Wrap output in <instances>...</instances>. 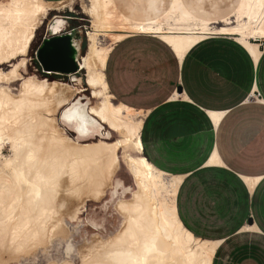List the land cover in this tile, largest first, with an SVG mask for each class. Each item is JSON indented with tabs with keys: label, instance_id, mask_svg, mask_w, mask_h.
I'll use <instances>...</instances> for the list:
<instances>
[{
	"label": "bare ground",
	"instance_id": "obj_1",
	"mask_svg": "<svg viewBox=\"0 0 264 264\" xmlns=\"http://www.w3.org/2000/svg\"><path fill=\"white\" fill-rule=\"evenodd\" d=\"M74 1L0 0V264L65 237L63 218L73 220L87 200L106 196L120 168V151L134 188L117 180L107 200L122 222L105 236L93 233L91 244L81 246L78 264H211L218 242L182 226L175 205L182 176L165 173L143 155L144 111L114 101L106 61L115 43L136 34L164 41L179 60L211 35L234 37L256 58L264 40V0H82L91 23L85 51L77 56L85 86L23 76L36 30L51 11ZM65 19L53 14L47 34L60 33ZM82 88L89 98L71 100ZM84 222L99 231L98 223ZM71 250L66 243V252ZM46 264L77 263L65 258Z\"/></svg>",
	"mask_w": 264,
	"mask_h": 264
},
{
	"label": "crops",
	"instance_id": "obj_2",
	"mask_svg": "<svg viewBox=\"0 0 264 264\" xmlns=\"http://www.w3.org/2000/svg\"><path fill=\"white\" fill-rule=\"evenodd\" d=\"M258 51L211 35L179 60L164 41L136 34L106 61L114 101L144 111L143 155L182 176V226L218 242L211 264H264V40Z\"/></svg>",
	"mask_w": 264,
	"mask_h": 264
},
{
	"label": "rangeland",
	"instance_id": "obj_3",
	"mask_svg": "<svg viewBox=\"0 0 264 264\" xmlns=\"http://www.w3.org/2000/svg\"><path fill=\"white\" fill-rule=\"evenodd\" d=\"M81 1L82 0H75L73 3L70 4V6L72 5L71 7L65 8L61 11H51L47 18L43 20V23L36 30L33 41L30 44L27 54V63L25 65L26 68L23 67L22 69H20V73L23 76L36 75L39 78L44 77L48 80L57 79L60 80L62 83L68 85H77L78 83L77 86H85L83 71H80L76 74L80 78V81L78 82H72V78L68 75H48L42 71L36 56V52L39 45L41 44L43 38L47 35L46 27L50 20V17L53 14L68 18L67 29L78 28L80 29V31H82L80 55L84 53L87 43L85 33L87 30L90 29L91 23L90 19H88V15L85 13V11L83 12V5H85L86 3H82ZM83 1L85 2L86 0ZM9 68V65L3 66V69L5 71L9 70ZM19 83L20 80L11 83L10 89L12 90V92H16L17 88L19 87ZM89 95L90 91H88V89L84 90V88H82L79 92L73 95L71 100L75 96L89 98ZM90 101L92 102V104L95 102L94 100ZM62 107H60L56 112L57 119ZM66 132L71 137L74 136L73 133L70 132L67 128ZM112 137L117 138L118 134H112ZM3 154H9V149L5 148L3 150ZM119 156L121 161L120 168L115 174L112 186L107 190L106 196L98 202L87 200L84 204V207H82L77 217L73 220L68 217L63 218V221L67 226V234L65 237H56L55 239L51 240L49 246L40 248L29 256H20L19 259L17 261H14L12 264H46L49 260L60 261L65 258L71 259L74 263L78 264L80 262V250L82 244H91L93 238L92 235L93 233L97 232L95 230L92 231L84 222V219H87L90 222L94 221L98 223L100 225L99 232L101 233L99 234L102 236H105V234H109L112 230L115 231L119 228L118 226H120L122 222V217L117 214L114 205H111V207L109 208L110 202L107 200L109 199V191L114 187L115 182L119 180V178L123 180L125 185L131 186V189L134 188L133 180L130 177L127 168L123 162L121 151L119 152ZM68 242L73 245V250L66 252V243Z\"/></svg>",
	"mask_w": 264,
	"mask_h": 264
},
{
	"label": "water",
	"instance_id": "obj_4",
	"mask_svg": "<svg viewBox=\"0 0 264 264\" xmlns=\"http://www.w3.org/2000/svg\"><path fill=\"white\" fill-rule=\"evenodd\" d=\"M66 23H67V19ZM82 31L64 29L57 34L50 32L39 45L36 56L43 72H54L62 75L77 74L79 71L77 56L80 55ZM76 41L78 45L76 46Z\"/></svg>",
	"mask_w": 264,
	"mask_h": 264
},
{
	"label": "built area",
	"instance_id": "obj_5",
	"mask_svg": "<svg viewBox=\"0 0 264 264\" xmlns=\"http://www.w3.org/2000/svg\"><path fill=\"white\" fill-rule=\"evenodd\" d=\"M256 96H257V95L254 96V95L252 94V95H250V96L247 98V100H250V101H256V98H255Z\"/></svg>",
	"mask_w": 264,
	"mask_h": 264
},
{
	"label": "flooded vegetation",
	"instance_id": "obj_6",
	"mask_svg": "<svg viewBox=\"0 0 264 264\" xmlns=\"http://www.w3.org/2000/svg\"><path fill=\"white\" fill-rule=\"evenodd\" d=\"M119 180L120 181H122L123 182V180L121 179V178H119ZM124 183V182H123ZM125 185V184H124ZM125 186H129V185H125ZM130 188H131V186H129ZM132 190V189H131ZM110 223H111V221H110ZM89 227V226H88ZM90 228V227H89ZM92 231H94V229H92V228H90ZM95 231H97V230H95ZM98 233H100L99 231H97ZM101 234V233H100Z\"/></svg>",
	"mask_w": 264,
	"mask_h": 264
}]
</instances>
